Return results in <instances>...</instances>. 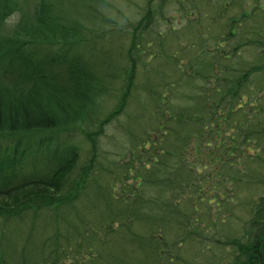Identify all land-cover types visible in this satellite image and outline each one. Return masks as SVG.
Here are the masks:
<instances>
[{
    "label": "trees",
    "instance_id": "obj_1",
    "mask_svg": "<svg viewBox=\"0 0 264 264\" xmlns=\"http://www.w3.org/2000/svg\"><path fill=\"white\" fill-rule=\"evenodd\" d=\"M175 1L145 0L118 30L102 11L108 0H0V264H173L180 252L187 264H222L204 253L211 241L188 242L200 237L196 220L223 206L222 184L240 188L227 207L243 192L239 167L264 166V151L257 162L247 152L250 141L264 148V92L250 79L264 77V51L252 66L234 54L264 42V0H198V74L182 88L151 70L157 56L163 75L193 73L161 53L175 30L158 28ZM234 5L239 16H226ZM179 7L192 33L196 11ZM106 32L129 45L113 59L85 52ZM109 127L113 157L102 150ZM254 185L264 193V179ZM262 196L231 264H264Z\"/></svg>",
    "mask_w": 264,
    "mask_h": 264
},
{
    "label": "rangeland",
    "instance_id": "obj_2",
    "mask_svg": "<svg viewBox=\"0 0 264 264\" xmlns=\"http://www.w3.org/2000/svg\"><path fill=\"white\" fill-rule=\"evenodd\" d=\"M108 1L111 2L112 4L108 2L109 6L106 9H103L102 11L106 15H108L110 19H113L114 21L116 20L120 23V25L116 26L118 30H120L122 27L123 28L127 27V25L131 23L130 21L133 19V17L138 18L139 13L142 11L143 7L146 4L145 0H108ZM193 1H195L194 5H192ZM228 1L233 2L237 0H225V2H228ZM190 5L192 9L196 11L194 12V14H190V17L194 19L193 22H195V23L192 22L191 24V27L194 29L192 33L190 29L186 28L188 20L186 21L184 18H181L178 14H175L176 12L175 9L177 8V6H180L179 8H181V6L184 7L181 14H188V11L186 10L187 9L186 6H190ZM248 5H250L249 2H248ZM173 7H175V8H171L173 10V13H170L169 15L167 14L168 17L170 18V19L168 18L169 21H167V18H166L167 15H166L164 17L165 21L162 24H160L158 28L159 32L169 31L171 29L175 30L174 34L172 35L173 39L169 38L170 45L169 46L166 45V47H163V50L161 53L163 55L167 53L170 61H174V58H175V60L177 61H181L182 63L184 62L186 64L185 69L187 70L189 69L193 71V73L191 74V77L187 76V78L185 79L183 78V75H182L183 73H179L178 75L173 73L172 76L163 75L161 72V69H164L167 66L165 65L164 62H161L157 58V56L154 57V61L151 65V70L156 75H162L163 78L169 79V82L173 83L174 85H178L179 83H181L180 86L182 88L183 83L186 81L189 85L190 80L191 81L193 80V75L197 73L196 68L194 67L195 60L193 58L194 56H198V54L195 55V53H193V51L190 50L191 44L194 46V49L202 48V39L197 40L196 38V35H198L199 30H200V36H201V28L200 26H198V23L200 24L198 0H191V1L190 0H176L175 5ZM233 7L234 9L230 8L231 10L227 13L226 16H229L230 14L239 16L238 12L235 9L236 8L235 5ZM252 13L253 11L250 13V15ZM253 23H254V20L252 19L251 23L248 24L249 27H251ZM236 32L237 34L239 33L238 28L236 29ZM259 32H261V28ZM107 33L108 32H106L105 34L98 33L95 38H99L102 40L101 42L97 43V48H95L96 46L95 47L93 46V49L95 48L96 50L87 48L88 50L85 49V52L94 51L96 53H102V52L109 53L110 55L106 56L104 59H113V56L118 54L116 53V51L118 52V49L120 47L123 50L125 49V47L129 45L127 44V38L120 39V37L116 35H113V34L108 35ZM190 34H195V35L194 37H191ZM93 45H95L94 42H93ZM211 48L213 51H216L218 53L219 48L217 49H215L214 47H211ZM222 48H223V54L227 55L228 57L231 56V53H233L236 50V48H233L231 46L230 47L223 46ZM154 50L156 51V47L154 48ZM263 51H264V42H262L261 44L256 43L252 45L243 46L241 50H238L237 52L235 51L234 54L236 56H239L240 58L245 60L247 64H250L252 66L253 64L260 62V59H261L260 54ZM147 53L148 52L145 50L144 57L148 56ZM118 63L120 62L118 61ZM118 63H116V66L117 67L121 66V63L120 64ZM188 64L190 66H188ZM157 72H161V74H158ZM250 79L253 80L252 83L253 82L257 83L254 85L255 86L254 90H256L257 92H261V91L264 92V77L263 76L257 75V76L250 77ZM252 90H253V87H252ZM186 92L189 93V91L187 90ZM257 94H258L257 97L256 96L251 97V102L254 104V108H253V111L255 113L254 116L255 115L261 116V113H259V111L261 110V103L258 98L262 94L261 93H257ZM227 105L232 106L230 102H228ZM261 118L262 116L260 117V119ZM117 127H118V124L116 125L115 128L117 129ZM106 134H107V137L104 142L105 143L104 148L102 147V150L105 153L108 152L110 157H113L117 154V152L120 151L118 147H115L114 139H112V136H115L113 128L109 127L107 129ZM247 144H248L247 152L252 156L253 162L260 161L259 157L263 156L260 150L264 151V148L260 149V147H256L257 145H254L253 141H250ZM262 147H264V143ZM191 157H193L195 160L201 161L200 164H203L204 162V159L202 160L199 157H195L194 154H192ZM263 169H264L263 164H259L257 166L251 165L249 168L239 167L240 172L242 171V173H240V176L239 174H237V176L240 177L239 185L240 187H242L243 192H248V188L254 192V194L252 195V200L244 201L243 198H246L245 196L247 194L244 193L243 198H242L241 194L243 192H241L239 195L235 197L234 201L229 206L226 207L227 203L230 200L231 194L236 193L237 191H240V188L238 187V185H235L237 183H235V181H232V180L226 181L225 184L223 183L221 186L222 190L224 191L227 190L226 199H225V202L223 203V206L221 205V201L217 200V209L213 205L211 207L212 209L211 212L199 217L196 220L197 222L195 225H193V227L195 231L196 229L198 230V232L200 233V237L194 240V242H188V243L207 242V241L209 243V241H211L212 245H210V248H207V250H204L205 251L204 253H206L207 255L211 257H214L215 255L218 256V253H219L222 256V259L220 261L222 262V264L223 263L231 264L230 259L232 258L233 255H236L237 252L239 251V244H240L239 240L241 239L239 237L241 235V232L245 230L244 229L245 225H249V223L253 221L254 219L253 211L255 209L254 205L259 202V198L263 197L262 194L264 193L259 192V188L257 185H254L255 188H251L249 186L251 184V181L264 179ZM232 176L233 178L236 177L234 176V173L232 174ZM119 181L122 183L128 182L127 179H123V178H121ZM258 185L260 186V184ZM113 225H114V228H116L117 225H115L114 223ZM103 228H106V226H104ZM117 228L119 227L117 226ZM223 233L224 235L220 236ZM194 236L196 237V235ZM218 240L224 241L222 242V244L227 245L226 247L227 251H225L226 253L225 256L221 253V249L219 250L217 249L216 245L219 242ZM230 244L234 246L232 250L230 248ZM209 249L210 250L212 249L214 252H210ZM193 253L196 256L199 253V252L194 251V246H193ZM177 254L179 255V258L173 264H187V262H185L181 256L183 255L186 258L187 252H184V253L180 252ZM198 260L199 262H204V263L208 261L206 257H202V258L199 257ZM252 263L257 264L258 262L256 261V259H254ZM191 264H194V263H191Z\"/></svg>",
    "mask_w": 264,
    "mask_h": 264
}]
</instances>
